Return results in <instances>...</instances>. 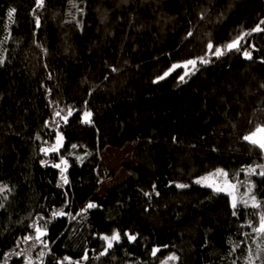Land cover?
<instances>
[{"label":"trees","instance_id":"1","mask_svg":"<svg viewBox=\"0 0 264 264\" xmlns=\"http://www.w3.org/2000/svg\"><path fill=\"white\" fill-rule=\"evenodd\" d=\"M262 21L264 0H0V264H264ZM219 167L259 206L193 182Z\"/></svg>","mask_w":264,"mask_h":264},{"label":"rangeland","instance_id":"2","mask_svg":"<svg viewBox=\"0 0 264 264\" xmlns=\"http://www.w3.org/2000/svg\"><path fill=\"white\" fill-rule=\"evenodd\" d=\"M240 44V41H239ZM239 46V45H238ZM233 49V48H232ZM221 52L225 51L223 48H220ZM228 50V48L226 49ZM243 54L245 56V52L250 53L249 50L243 49ZM217 55V54H216ZM251 55V54H250ZM246 58H249L248 56H245ZM196 63V61L194 60ZM194 63V64H195ZM189 64L186 62V65ZM194 64L191 66L193 67ZM190 65V64H189ZM196 65V64H195ZM90 112H85L84 119L89 120L90 116H86ZM264 127V126H260ZM258 127V128H260ZM256 132L253 131L252 133ZM252 133H250L247 136H250ZM256 139L260 138V134H257L255 137ZM61 143V141H60ZM102 159L105 162V164L112 170L114 173V177L111 180H107L103 183L100 193L104 194L109 188L122 183L127 178V172L124 169L125 163H137V152L136 148L131 145L127 144L121 149L108 147L102 152ZM199 181V182H198ZM193 182L204 185L206 187H209L215 191L217 189H223V191H217L221 193L227 194L232 203L233 198H235V203H245V204H251L253 205V197L255 198V203L258 205V201L256 199V196L253 193L252 186L249 182L246 181H232L230 177L228 176V173L226 169L223 167L216 168L214 170L208 171L204 174H201L195 178H193ZM260 218L262 215H264V209L260 210ZM260 218L259 222L256 226V228L260 227ZM118 233V232H116ZM112 236V235H111ZM120 236V234H119ZM110 237V236H107ZM115 241H112V244ZM263 243V242H262ZM108 245V242H107ZM252 264V263H247Z\"/></svg>","mask_w":264,"mask_h":264},{"label":"snow or ice","instance_id":"3","mask_svg":"<svg viewBox=\"0 0 264 264\" xmlns=\"http://www.w3.org/2000/svg\"><path fill=\"white\" fill-rule=\"evenodd\" d=\"M43 0H37V5L38 6H42ZM15 12V9H12L9 13H8V17L11 20L13 13ZM261 23H264V21H262ZM264 29H261L259 26H257L253 31H262ZM243 39V37L238 38L237 40L233 41L232 43L227 45V48L230 50L232 48H236L239 45V41ZM209 48H212V45L209 44ZM216 54L217 55H221L222 52L220 49L216 50ZM245 56L250 57V53L245 52ZM206 62V61H204ZM189 64H194V61H189ZM167 75V73L165 74ZM163 77H161L162 79ZM181 79H183V77H181ZM59 115V113H57ZM91 114L88 113L86 114V116H90ZM257 134H260V138L256 139L255 137L257 136ZM245 140L251 142L254 145H258L261 149H264V127H260L256 129V132L252 133L250 136H245L244 137ZM55 149H53L54 151ZM47 151V150H46ZM66 163V162H65ZM56 167H59V165H56ZM261 175H264V172L261 173ZM65 182H67L65 180ZM199 182V181H198ZM179 187H185V185H178ZM217 191H223V189H217ZM253 206L254 207H258L259 205H257L255 203V198L253 197ZM89 208L95 207V205L93 204H89L88 205ZM233 207H236V203H235V198H233ZM54 215H63V212H57L54 213ZM254 231L258 232V233H264V215L261 216L260 218V227L254 229ZM37 232L40 233V235H43V233L40 232V229H37ZM37 239H39V236L37 237ZM103 239H105L108 242V248L112 247V241H118L120 239L119 233H114L111 237H107L105 236ZM129 239L134 240L135 237L134 236H130ZM155 251H153V254H155ZM170 259H175V257H170Z\"/></svg>","mask_w":264,"mask_h":264}]
</instances>
